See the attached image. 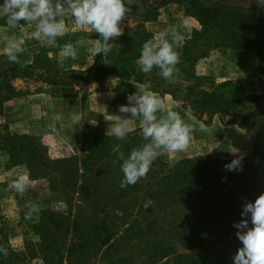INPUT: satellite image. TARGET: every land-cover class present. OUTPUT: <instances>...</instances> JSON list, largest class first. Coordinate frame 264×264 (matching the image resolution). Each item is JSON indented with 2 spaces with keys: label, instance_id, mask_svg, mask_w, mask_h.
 I'll return each mask as SVG.
<instances>
[{
  "label": "rangeland",
  "instance_id": "374dc122",
  "mask_svg": "<svg viewBox=\"0 0 264 264\" xmlns=\"http://www.w3.org/2000/svg\"><path fill=\"white\" fill-rule=\"evenodd\" d=\"M138 3L155 8L150 20L141 22L143 31L158 39L163 29L175 26L184 37L178 48L181 53L185 42L192 39L189 50L196 65L191 71L185 70L197 78L191 85L215 91L230 103L251 95L257 99L246 101L247 116L199 115L170 93L133 76L110 74L84 84L95 57L81 48L77 60L65 59L61 48L80 38L94 44L98 34L82 30L67 15V34L59 39L60 47H50L30 38L34 25L21 23L12 29L6 18L0 17V36L22 39L28 49L21 56L27 67L11 64L3 55L4 43L0 40V246L8 250L7 258L0 254V264L182 263V257L174 260L167 256V216L154 221L143 202L138 199L135 204L132 196L122 209L108 199L109 193L119 190L123 176L119 163H113V149L126 142L128 154L145 141L138 134V121L133 123L137 131L126 141L106 136L110 122L105 118L118 119L115 115H121L119 106L127 104V96L142 88L159 95L185 120L195 117L197 129L201 125L209 129L197 131L186 152L169 153L158 160L169 164L170 160L209 157L231 162L242 156L250 159L251 166L264 167V42L259 61L256 48L240 44L234 48L210 46V41L202 37L193 40L194 31L203 28L197 17L200 9L216 12L221 28L230 25L240 34L264 37V4L259 6L256 0ZM133 16L132 9L124 33L140 23ZM240 37L237 41L241 43ZM214 40L219 43L218 38ZM90 119H96L97 126L91 125ZM261 172L264 179V168ZM20 176L29 181L23 195L8 188ZM154 178L148 174L142 179L143 189ZM83 187L96 190L100 196L96 207L86 201ZM29 207L35 209L30 220L24 218ZM121 210L126 216L120 214ZM233 246L231 253L207 264H233L241 242ZM178 252L187 250L179 248Z\"/></svg>",
  "mask_w": 264,
  "mask_h": 264
},
{
  "label": "trees",
  "instance_id": "16d2710c",
  "mask_svg": "<svg viewBox=\"0 0 264 264\" xmlns=\"http://www.w3.org/2000/svg\"><path fill=\"white\" fill-rule=\"evenodd\" d=\"M132 9L135 15L133 19L140 23L130 33L125 32L116 41L118 46L109 54L106 56L100 54L95 57L94 67L87 73L90 77L86 78L84 84L92 80H100L104 75L110 74H118L122 78L133 76L137 81H147L185 102L189 110L194 111L195 114L222 113L247 116L245 109L248 105L245 103L247 100L257 99L256 96H246L235 103H230L215 91L199 90L197 86L191 85L197 82V78L187 74L185 70L191 71L196 65L189 50L192 39L187 40L183 45L182 63L179 65L181 77L178 85L168 84L156 74L157 70L147 75L142 73L135 59L140 56L144 42L155 36L143 31L141 22L150 20L155 8L138 3V7L133 6ZM197 17L203 28L194 31L193 40L202 37L210 41V46L233 48L239 44L249 46L256 48L259 61L262 59L261 48L264 37L248 35L246 32L240 34L230 25L221 28L218 21L221 18L216 12L209 14L208 10L200 9ZM209 20H213L211 25L208 23ZM239 35H241L240 39H243L241 43L237 41ZM216 38L219 39V43L217 40L212 41ZM122 145L121 149L127 154L129 149H126V145L128 144L123 142ZM249 162L250 159L243 158V170L233 172L224 168L225 164L230 162L209 157L184 160L175 163L174 167H169L168 163L165 164L157 159L148 173L155 176L149 187L143 189L142 180H140L133 186L119 188L117 192L109 193L108 199L117 209H122L120 207L128 203L130 196L135 204L138 199L141 200L143 206L151 199L154 203L148 206L147 210L151 213L153 220L167 216V256L174 260L176 257H182L181 264H207L219 257L221 259L224 253L232 252L233 245L238 242L235 235L237 229L233 227V224L241 219L243 203L254 201L259 194L264 193V179L260 177L264 167H253ZM165 167H167L166 171ZM223 177H226V180H222ZM83 189L87 190V187ZM85 195L86 201L94 207L99 204L100 196L98 197L96 190L91 188ZM140 195H142L141 198H139ZM120 214L123 217L126 216L123 210ZM138 215H140L139 211ZM249 226H251L250 221ZM155 229L158 230V228ZM179 248L187 252L179 253Z\"/></svg>",
  "mask_w": 264,
  "mask_h": 264
},
{
  "label": "clouds",
  "instance_id": "9594fccd",
  "mask_svg": "<svg viewBox=\"0 0 264 264\" xmlns=\"http://www.w3.org/2000/svg\"><path fill=\"white\" fill-rule=\"evenodd\" d=\"M256 2L259 6L264 4V0ZM133 6L138 7V0H3L0 17L6 18L12 29L21 23L34 25L31 39L46 42L50 47H60L59 39L67 34L65 17L70 15L82 30L99 35L94 44L90 45L86 39L80 38L74 44H65L61 48L65 59L75 61L79 58L81 48L92 57L100 54L106 56L116 48V41L124 35L125 22L128 23V13ZM183 39L175 26H168L161 31L158 39L145 41L137 60L139 70L146 75L157 70L156 74L168 84L178 85L181 77L179 65L182 63L178 48ZM0 40L4 43L3 55L8 62L27 67V63L21 60L28 50L25 41L7 34L0 36ZM127 101V104L119 106L121 115H115L118 119L105 118L110 122L106 136L126 141L131 133L137 131L133 123L138 121V134L145 141L128 154L120 145L113 149L116 153L113 163H119L123 174L119 185L122 189L146 179L159 157L186 152L197 131H209L203 125L197 129L195 117L185 120L179 112L168 108L159 95L148 91L147 87L129 94ZM89 123L93 126L98 124L96 119H90ZM242 160V156H237L225 164V170L242 171ZM178 162L170 160L169 167H174ZM222 180H226V177ZM8 188L23 195L29 189V181L20 176ZM153 203L149 199L145 207ZM34 211L29 207L24 218L32 219ZM240 215L241 219L233 224L237 229L235 235L241 242V247L232 258L233 264H264V193L259 194L254 201H245ZM0 254L7 258V248L0 246Z\"/></svg>",
  "mask_w": 264,
  "mask_h": 264
}]
</instances>
